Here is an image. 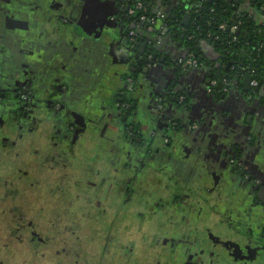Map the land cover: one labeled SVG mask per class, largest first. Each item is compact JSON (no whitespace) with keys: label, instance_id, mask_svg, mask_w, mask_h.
Returning <instances> with one entry per match:
<instances>
[{"label":"flooded vegetation","instance_id":"obj_1","mask_svg":"<svg viewBox=\"0 0 264 264\" xmlns=\"http://www.w3.org/2000/svg\"><path fill=\"white\" fill-rule=\"evenodd\" d=\"M69 1L0 4V204L9 215L4 222H10L5 237L31 244L35 264H142L133 258L135 238L115 235L121 213L130 212L131 218L136 208L139 218L156 229L148 237L154 250L136 257L149 258L143 264H264L262 181L239 173L234 160L229 174H217L216 163L199 154L196 135L188 134L201 127L199 122L187 126L186 117L169 120L171 114L159 112L160 105L151 106V100L138 106L133 90L144 86L137 84L140 65L159 49L105 47L83 12L64 16ZM120 1L132 8L131 0ZM127 18L130 37L134 23ZM132 40L139 44L138 37ZM139 52L143 56L137 59ZM185 58L178 56L176 66L184 69ZM164 63L158 56L151 69ZM154 74L159 79L162 71ZM157 76L147 87L164 103L169 82ZM212 83L209 93H214ZM176 98L187 106L186 94ZM40 125L42 145L27 166H20L18 147L29 133L40 132ZM176 131L183 138L175 137ZM22 183L42 191L47 185V194L59 197L58 209L48 211L40 203L37 215H30L32 201L18 202ZM74 201L81 205L78 211L72 209ZM82 217L94 221V237L86 241L76 235L84 228ZM193 220L196 227L188 229ZM91 244L102 248L95 259ZM0 264L9 263L0 259Z\"/></svg>","mask_w":264,"mask_h":264},{"label":"crops","instance_id":"obj_2","mask_svg":"<svg viewBox=\"0 0 264 264\" xmlns=\"http://www.w3.org/2000/svg\"><path fill=\"white\" fill-rule=\"evenodd\" d=\"M239 1L238 9L242 15L252 18L257 25H264V0ZM22 2L25 3V0H0L2 5ZM68 3L65 14L63 13L64 16L71 15L72 10L76 17L83 12L90 20V30L94 34L98 33V40L102 39L105 47L125 49L124 47H130L133 44L130 37H126L127 25L118 19L119 4L122 3L120 0H70ZM178 4L177 0H172L170 6L163 7L162 11L157 13L163 15L158 21L162 19L165 21L171 14V10ZM6 11L9 12L10 7ZM185 14L190 15L188 11ZM183 15H180V21ZM157 30L162 32V36L159 35L160 39L157 38L160 43V47H157L160 51L158 56H161L165 63L161 67H152L153 69L150 65H140L143 76L139 77L137 84L145 87L133 90L134 98L140 103L138 106L146 100H151V106L160 105L159 112L166 116L171 114L169 120L186 117L184 124L187 126L199 122L201 127L188 133L190 137L196 135L199 154L208 156L209 161L216 163L217 174H229L227 167L234 160L236 164H240L236 168L239 173L244 172L253 181H262L263 190L259 188L258 192L261 191L264 195V99L250 94L251 83L244 85V77L235 79L225 89L218 88L216 92L209 93L210 68L204 65L186 67L184 64H182L184 69L177 67L176 58L178 56L182 55L186 57L185 60H188V48L183 47L181 42L168 34L164 23L159 28L157 27ZM199 47L202 56L210 64L219 62L220 55L214 45L208 41H202ZM146 67L150 70L145 73ZM158 69L162 71L159 79L169 82L167 88L170 93L166 96L164 103H160L159 96L153 95L147 87L150 77L157 76L154 72ZM159 79L157 76V80ZM156 87L155 85L154 91L157 93ZM146 90L148 97L143 99L142 92ZM179 93L187 95V106L177 102L176 97ZM180 134L178 131L175 137L183 138ZM237 171H235L236 174H238Z\"/></svg>","mask_w":264,"mask_h":264},{"label":"trees","instance_id":"obj_3","mask_svg":"<svg viewBox=\"0 0 264 264\" xmlns=\"http://www.w3.org/2000/svg\"><path fill=\"white\" fill-rule=\"evenodd\" d=\"M138 1L144 3L146 12L134 9V4ZM171 1L165 0L162 7L170 6ZM177 1L178 6L171 10V14L163 23L168 29V34L181 42L183 47L188 48L190 56L197 61V66L204 65L210 68V79L217 82V85L213 87L214 92L218 88L221 90L227 88L235 79L250 75L251 81L256 80L258 82L257 87H251L250 94L264 99V25H257L253 19L242 15L234 0ZM158 2L159 0H131V9L135 10V18L131 19L132 22L138 21L141 15H145L149 20L155 19L157 21L155 8L158 6ZM187 11L191 21L188 27H184L179 23V19L180 15ZM174 16H179L177 17L179 21H174ZM223 25H225L224 29L221 28ZM234 25L238 26L236 31L238 34L228 30ZM145 26L147 24H143L142 28ZM142 28L139 30L138 28L132 29L138 34L139 44L143 38L145 41H149L148 34ZM176 34L177 36H175ZM154 35L160 39L159 35L162 36V32L157 30ZM202 41H208L214 45L215 50L220 55L219 62L210 64L205 60L199 47ZM139 44L137 45L139 46ZM229 63L231 66L227 71Z\"/></svg>","mask_w":264,"mask_h":264},{"label":"rangeland","instance_id":"obj_4","mask_svg":"<svg viewBox=\"0 0 264 264\" xmlns=\"http://www.w3.org/2000/svg\"><path fill=\"white\" fill-rule=\"evenodd\" d=\"M155 10L157 11L158 8L156 7ZM158 11H162V10H158ZM164 13V12H163ZM55 40L59 39V36H54L52 37ZM44 130V127L42 129V126L40 125V132H35V133H29L28 137L25 141V143L21 146L18 147V152H19V158L20 159V163L19 165L21 166H27L28 165V159L29 156L33 155L36 148L40 147L42 145V137H40L41 131ZM25 145V146H24ZM22 149V150H21ZM0 167H2V164H0ZM1 169V168H0ZM37 173L32 172L31 176L33 178H36ZM63 181V180H62ZM18 191H20L19 195H18V202L20 201L21 203H24L25 198H29L32 201V205L29 206V210H30V215H32L34 217V215H37L36 211L37 208L40 210V203H43L45 208L49 210H54V209H58V204L60 203L59 197H50L47 192H48V188L47 185H45V187L43 188L44 191H42V189L40 187H36L34 189H30L28 188V186L25 183L22 184H18ZM73 187L71 186L70 189H72ZM152 188V187H151ZM14 189V188H13ZM153 189L156 190V188L153 187ZM16 190V188H15ZM237 193V190L236 192ZM70 194H67L65 197H69ZM58 197L57 202H54L55 199ZM1 198L2 195H0V203H1ZM202 198V197H201ZM200 198V199H201ZM59 201V202H58ZM104 202V200H102ZM39 203V206L37 205ZM57 203V204H55ZM198 203L201 204V201H199ZM61 204V203H60ZM72 205V209L75 211H78L81 207L79 202H75L71 204ZM5 205L0 204V235H3L5 233V229L6 226L8 227L9 225V220L4 222V219L8 218L9 215L4 214L3 211L5 210ZM62 209V207H60ZM135 214L133 216L127 217L126 214H131L130 212L127 213L125 211V213H121V216L123 215V220L121 222H119V228H118V232L115 234L117 236H122V237H128L127 240H129V238L134 237L136 242V248L135 251L137 254L133 255V258L139 262V263H144L145 261L149 260H143V259H138L136 258L139 254H141L144 251H153L154 249H152V243H153V238H148L150 236H152L155 232L156 229H152V224L148 222H143L142 219L139 218L138 213H137V209L135 208ZM82 213V212H81ZM54 214V213H53ZM41 216H38L37 219L39 220ZM76 216L71 217L72 220H76V219H80L79 217L75 218ZM157 220H159L158 215L156 216ZM4 218V219H3ZM87 221V222H85ZM35 225L38 226H42L43 223H40L39 221H35L34 222ZM80 224H83L84 228L81 230H77V234L76 235H80L84 241H86V239L90 238V236H93L92 234H94L93 232H91L92 227L94 225V221H89V220H83V217L81 218V222ZM175 223L172 222V224L166 225V228L168 230V232H171L173 230V228ZM196 221L193 220L191 222V224L187 225L186 227L189 229L191 228H195L196 227ZM126 226H128V229L125 230ZM164 226V225H163ZM13 227H15V225H13ZM186 228V229H187ZM14 229V228H13ZM222 226L219 228V232L220 234H222ZM3 230V232H2ZM61 230H64V227L61 226ZM71 229H69L68 233L69 236H73L75 237L74 233L70 231ZM20 233V232H19ZM67 233V234H68ZM224 234V232H223ZM24 235V239H27V234H23ZM97 235V234H95ZM6 234H4L3 236H0V259L5 261L6 263L9 264H25L26 262H28V264H35L36 261V255L33 254L32 248H31V244H22V245H18V244H13L12 243V237H5ZM61 236H63V234H61ZM94 237V236H93ZM71 239H66V241L64 242H68ZM74 240V239H73ZM147 241V242H146ZM62 242V240H61ZM4 243L7 244L6 248ZM26 245V246H25ZM65 246V245H64ZM57 248H59V246H57ZM91 250L93 251L92 253V257L95 259L96 257H98V254L101 253L102 248L98 247V245L93 246L92 244L90 245ZM11 252L10 254L11 257L9 255H6V253ZM27 258V259H26ZM125 261V260H124ZM166 259L162 260V262H165ZM128 264H132L128 263Z\"/></svg>","mask_w":264,"mask_h":264},{"label":"water","instance_id":"obj_5","mask_svg":"<svg viewBox=\"0 0 264 264\" xmlns=\"http://www.w3.org/2000/svg\"><path fill=\"white\" fill-rule=\"evenodd\" d=\"M236 4L239 5L240 4V1L239 0H236ZM162 6H163V2L159 1L158 2V6H157L158 10H162V8H163ZM258 6H259V4H258ZM129 8H130L129 5L127 7H122V3L119 4V10H118L119 11V18L118 17L117 18L119 20H121V22H124L125 24H126V22L129 21L128 18H127V14L129 13ZM173 19H174V21H177V16H174ZM250 19H252V18H250ZM162 20H160V21L157 22V27L158 28L163 24L164 20L163 21ZM190 21H191L190 15L188 16V15L185 14V15L182 16V21L179 22V23L181 24V26L188 27ZM134 28H135V26L132 25V27H129V30H132ZM228 30L230 31V28H228ZM235 34H238V32H236ZM175 36H177V34ZM182 38H184V35H182ZM126 41H127V38H126ZM158 43L159 42H158L157 38L155 37V35H153V36H149V41L148 40L145 41V39L143 38V39H141V42H140V45L139 46L137 44H131L130 47H133V48L134 47H143L144 49H147V47H153V50H155V49L157 50L158 49L157 47H160V43L159 44ZM180 45L181 44H179V46ZM189 54H190V51L188 52V57H191ZM141 56H143L142 53H140V56L139 57L137 56V59H139ZM157 57H158V53H156V55H154V58L152 60L151 59L147 60L145 64L150 65V66H153L155 60L157 59ZM141 63H143L142 60H139L138 62H136V64H138V65H140ZM230 66H231V63H229L227 65V71L230 69ZM144 70H145V73H146V72H148V70H150V68L146 67V69H144ZM251 80H252V77L250 75H246L244 77L243 84L244 85H247V84L250 85Z\"/></svg>","mask_w":264,"mask_h":264},{"label":"built area","instance_id":"obj_6","mask_svg":"<svg viewBox=\"0 0 264 264\" xmlns=\"http://www.w3.org/2000/svg\"><path fill=\"white\" fill-rule=\"evenodd\" d=\"M159 1H161V2H164L165 0H159ZM134 9L135 10H140V11H142V12H146V8L144 7V3H142L141 1H138V2H136L135 4H134ZM134 9H131L130 8V10H129V13H128V16H129V18L130 19H132V18H135V10ZM158 12H160V11H155V13H158ZM163 17V15H160V13L159 14H156V17H157V21L159 20V17ZM155 19H148L145 15H141L139 18H138V21H136L137 22V24H136V22H135V20L133 21V23H134V25H135V28H138V30L140 29V28H142V26H143V24H147V26H145V28H142V30L144 31V32H146V34H148V36H153L155 33H156V22H157ZM221 28H225V25H223V26H221ZM230 30H231V32H236L237 30H238V26H236V25H234L232 28H230ZM142 31V32H143ZM140 33V32H139ZM143 35V34H142ZM130 39H131V41L133 42V40L132 39H135L136 37H138V34L135 32V31H132L131 30V35H130ZM183 64L186 66V67H193V66H195V65H197V61L196 60H194L193 58H192V56L191 57H188V60H185V62H183ZM212 85L213 86H216L217 85V82L216 81H213V83H212ZM258 86V82L256 81V80H253V81H251V87L252 88H255V87H257Z\"/></svg>","mask_w":264,"mask_h":264}]
</instances>
